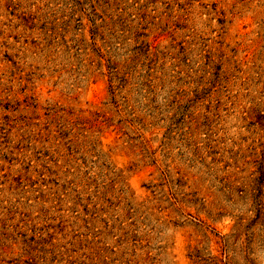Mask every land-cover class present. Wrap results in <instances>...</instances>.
Returning <instances> with one entry per match:
<instances>
[{
    "label": "rangeland",
    "instance_id": "rangeland-1",
    "mask_svg": "<svg viewBox=\"0 0 264 264\" xmlns=\"http://www.w3.org/2000/svg\"><path fill=\"white\" fill-rule=\"evenodd\" d=\"M0 264H264V0H0Z\"/></svg>",
    "mask_w": 264,
    "mask_h": 264
}]
</instances>
